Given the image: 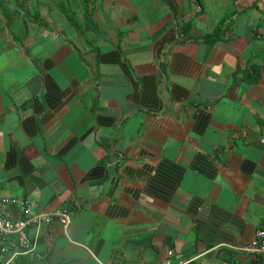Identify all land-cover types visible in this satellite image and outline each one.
<instances>
[{
    "label": "crops",
    "instance_id": "crops-1",
    "mask_svg": "<svg viewBox=\"0 0 264 264\" xmlns=\"http://www.w3.org/2000/svg\"><path fill=\"white\" fill-rule=\"evenodd\" d=\"M5 198L71 212L14 264H264V0H0Z\"/></svg>",
    "mask_w": 264,
    "mask_h": 264
},
{
    "label": "built area",
    "instance_id": "built-area-1",
    "mask_svg": "<svg viewBox=\"0 0 264 264\" xmlns=\"http://www.w3.org/2000/svg\"><path fill=\"white\" fill-rule=\"evenodd\" d=\"M4 204L18 207L25 215L10 218L0 213V264H14L16 258L33 253L35 243L29 236L30 227L41 223L50 224L54 219H58L65 229L71 223V212L66 208L30 214L27 200L5 198ZM246 250L251 255L264 257V228L256 231Z\"/></svg>",
    "mask_w": 264,
    "mask_h": 264
},
{
    "label": "trees",
    "instance_id": "trees-1",
    "mask_svg": "<svg viewBox=\"0 0 264 264\" xmlns=\"http://www.w3.org/2000/svg\"><path fill=\"white\" fill-rule=\"evenodd\" d=\"M223 22H224V20L218 24L216 31H215V34L218 33L219 30L221 29ZM204 39L207 41H213L215 39V35L206 36ZM261 70H262L261 65H257V64L251 65V68H250L251 83H255L256 81L259 80V78L261 77Z\"/></svg>",
    "mask_w": 264,
    "mask_h": 264
}]
</instances>
